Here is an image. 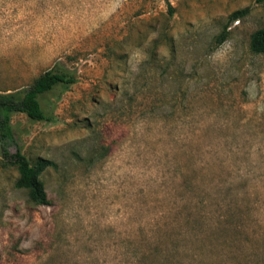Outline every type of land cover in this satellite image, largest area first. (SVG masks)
Wrapping results in <instances>:
<instances>
[{"label": "rangeland", "instance_id": "374dc122", "mask_svg": "<svg viewBox=\"0 0 264 264\" xmlns=\"http://www.w3.org/2000/svg\"><path fill=\"white\" fill-rule=\"evenodd\" d=\"M263 25L258 0H0L1 94L78 77L53 122L12 115L9 152L56 167L37 205L0 148V264H264Z\"/></svg>", "mask_w": 264, "mask_h": 264}, {"label": "trees", "instance_id": "16d2710c", "mask_svg": "<svg viewBox=\"0 0 264 264\" xmlns=\"http://www.w3.org/2000/svg\"><path fill=\"white\" fill-rule=\"evenodd\" d=\"M258 1L264 4V0ZM247 13V9L236 11L230 20L240 18ZM227 29L228 26L221 33L219 44L227 39ZM250 49L255 54H264V25L251 35ZM77 80L76 72L55 65L38 76L26 89L9 94L0 93V148L4 158L17 167L19 178L15 184L16 188L25 189L30 200L37 205L50 203L41 176L47 169L55 168L56 164L43 158L32 162L20 148L15 153L9 152V145L14 140L11 118L15 113H24L35 122H53L52 112L44 108L41 97L53 92L57 87H61L62 91H67Z\"/></svg>", "mask_w": 264, "mask_h": 264}]
</instances>
